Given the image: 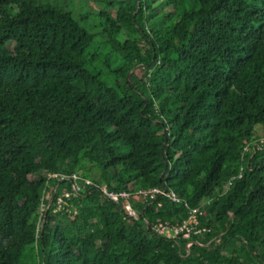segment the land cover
<instances>
[{"label":"trees","instance_id":"trees-1","mask_svg":"<svg viewBox=\"0 0 264 264\" xmlns=\"http://www.w3.org/2000/svg\"><path fill=\"white\" fill-rule=\"evenodd\" d=\"M102 3L116 10L96 50L72 12L0 0V264H264V0ZM123 27L141 41H117ZM87 164L183 202L133 221L92 178L37 237L45 173ZM193 207L211 232L190 249L147 230Z\"/></svg>","mask_w":264,"mask_h":264},{"label":"built area","instance_id":"built-area-1","mask_svg":"<svg viewBox=\"0 0 264 264\" xmlns=\"http://www.w3.org/2000/svg\"><path fill=\"white\" fill-rule=\"evenodd\" d=\"M261 139L259 143H262ZM258 142L253 147L257 148ZM247 148L246 150H248ZM47 185L43 192L42 203L40 208V220L37 227V237L40 236L41 230L45 222V215L49 208L53 205L55 212L71 211L72 204L70 201L78 197L81 192L93 187L95 182L92 178L84 176L81 173H75L69 176L65 173L46 172ZM238 175L237 177H241ZM234 176L231 178L233 179ZM68 181L71 183V188L59 191L61 182ZM103 197L112 204L117 205L122 209L127 219L138 221L143 211L140 210L139 205L157 200L159 197L166 198L172 204H180L183 200L178 197V194L165 187H157L152 189H139L137 191L115 190L103 182L98 186ZM208 203V202H206ZM203 210L201 207L189 208L187 216L180 220L165 221L150 225L152 233L167 241L179 244L182 241H187L186 246L190 247L195 243L196 237L205 236L211 232V227L202 221Z\"/></svg>","mask_w":264,"mask_h":264},{"label":"rangeland","instance_id":"rangeland-1","mask_svg":"<svg viewBox=\"0 0 264 264\" xmlns=\"http://www.w3.org/2000/svg\"><path fill=\"white\" fill-rule=\"evenodd\" d=\"M38 3L50 4L55 7H59L65 10L72 12L74 19L80 23V25L88 30L89 32L96 34L97 42L95 44V49L97 50L99 43L103 41L100 33L102 32L103 19L98 16L101 11H109L113 16L115 15L116 9H110L103 5L102 0H36ZM110 9V10H109ZM151 26L157 25V20L149 22ZM141 34L135 33L132 29L122 28L116 36L117 41H141ZM105 52L109 51L108 48H105ZM118 53H113L111 57L116 58ZM100 56V55H99ZM96 63H100L99 57H97ZM264 132H261L263 134ZM79 173H82L84 176H89L93 179L99 180L102 183L106 179V175L102 174L99 169L91 165H84V168L80 170ZM110 178V174H108ZM25 256L32 258L33 251L30 247L25 249Z\"/></svg>","mask_w":264,"mask_h":264},{"label":"water","instance_id":"water-1","mask_svg":"<svg viewBox=\"0 0 264 264\" xmlns=\"http://www.w3.org/2000/svg\"><path fill=\"white\" fill-rule=\"evenodd\" d=\"M143 214V213H142ZM146 222V225H147V230H150V223L148 222V221H145ZM190 250L188 249V252H189Z\"/></svg>","mask_w":264,"mask_h":264}]
</instances>
